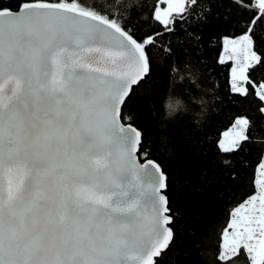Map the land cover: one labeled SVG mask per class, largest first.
Masks as SVG:
<instances>
[{
    "label": "snow or ice",
    "instance_id": "1",
    "mask_svg": "<svg viewBox=\"0 0 264 264\" xmlns=\"http://www.w3.org/2000/svg\"><path fill=\"white\" fill-rule=\"evenodd\" d=\"M231 3L253 16L242 37L225 40L245 56L243 65L236 59L230 88L247 96L238 82L250 83L264 102V81L248 76L261 63L252 28L256 20L264 24V0ZM16 5H0V264H156L174 239L162 191L167 178L156 163H137L143 133L122 108L131 86L150 73L146 48L209 9L204 0H155L151 18L163 31L137 40L76 0ZM191 102L170 99L165 114L179 119ZM259 111L264 115V106ZM235 124L238 130L217 145L223 153L240 151L249 139L248 118ZM259 168L258 195L233 213L245 212L243 230L231 241L225 233L222 245L225 254H238L242 245L251 264H264V163Z\"/></svg>",
    "mask_w": 264,
    "mask_h": 264
},
{
    "label": "trees",
    "instance_id": "2",
    "mask_svg": "<svg viewBox=\"0 0 264 264\" xmlns=\"http://www.w3.org/2000/svg\"><path fill=\"white\" fill-rule=\"evenodd\" d=\"M57 2V0H52ZM63 2V0H60ZM73 2V0H68ZM98 14L115 19L137 40L162 32L151 18L155 0H76ZM244 5L248 0H243ZM16 9V0H0ZM203 18L190 16L177 23L175 34L157 37L148 46L150 73L135 86L122 115L142 131L141 162L153 160L167 178L174 239L156 264H251L244 247L230 259L217 260L232 212L257 193L259 165L264 162V102L247 84L248 95L231 91L232 61L221 63L226 38L236 39L248 31L253 13L231 0H204ZM253 51L261 63L249 68L251 81H264V24L252 28ZM169 48V54L162 49ZM191 97L179 119L165 114L170 99ZM250 121L249 139L241 150L223 153L218 147L223 134L237 118ZM165 137L169 139L164 140ZM231 160L225 165L223 159Z\"/></svg>",
    "mask_w": 264,
    "mask_h": 264
},
{
    "label": "rangeland",
    "instance_id": "3",
    "mask_svg": "<svg viewBox=\"0 0 264 264\" xmlns=\"http://www.w3.org/2000/svg\"><path fill=\"white\" fill-rule=\"evenodd\" d=\"M160 7L161 8H163V7H165L163 4H161L160 5ZM240 38V37H239ZM226 39H228V40H230L231 38H226ZM225 39V40H226ZM228 57H232V59H228ZM239 59L240 60V65H243L244 64V62H245V56H244V52L243 51H238L237 53H233L232 51H231V45H226V44H224V51H223V54H222V56H221V60H223L224 62H227V61H232V63H233V68H238L239 66L236 64V59ZM232 68V69H233ZM231 73H232V71H231ZM238 83H240L242 86H246V85H243V82H238ZM238 128H239V126L238 125H236V124H234L229 130H227L225 133H234L235 131H237L238 130ZM224 133V134H225ZM223 134V136H222V140H221V142L225 139V135ZM264 163V162H263ZM260 172H261V169L259 168V172H258V178H257V180H259L260 179ZM258 192H259V186H258V184H257V193L255 194V195H258ZM257 204H258V202H257ZM244 204H242V205H240L239 207H237L235 210H237V209H239L241 206H243ZM233 213H234V210H233V212H232V218H231V222H232V220L233 219H236L237 220V228L236 229H233L232 227H231V222H230V224H229V226H228V228H227V230H226V232L225 233H227V236H228V240L229 241H231L232 240V238H233V236H234V234L237 232V231H242L243 230V225L240 223V220H241V217H243L244 215H245V212H241V215H240V217H234V215H233ZM248 214H251V213H248ZM223 242H224V240H223ZM223 242H222V245H223ZM254 243V242H253ZM241 247H243L242 245H241ZM240 247V248H241ZM239 248V249H240ZM221 254H224L225 255V260L226 259H229L228 258V256H230V257H233L235 254H233V253H231V251L229 250V252L227 253V254H225L224 252H223V248H222V250H221Z\"/></svg>",
    "mask_w": 264,
    "mask_h": 264
},
{
    "label": "water",
    "instance_id": "4",
    "mask_svg": "<svg viewBox=\"0 0 264 264\" xmlns=\"http://www.w3.org/2000/svg\"><path fill=\"white\" fill-rule=\"evenodd\" d=\"M145 79V78H144ZM143 79V80H144ZM142 81V80H141ZM140 81V82H141ZM139 82V83H140ZM139 83H137V84H135V85H132L131 86V91H130V93H129V96H130V94H131V92H132V90H133V88L135 87V86H137ZM10 87V85L9 84H6L5 85V91H8V88ZM128 96V97H129ZM128 99V98H127ZM126 99V100H127ZM126 102V101H125ZM122 110H123V108H122ZM115 150V149H114ZM4 151H5V154L7 153V145L5 144V149H4ZM140 151V150H139ZM139 151H137V152H135L134 153V156L136 157V161H137V163L139 164V165H144V164H146V163H148L149 161H152V162H154V163H156L158 166H159V168L161 169V171L163 172V169L161 168V166L157 163V162H155V161H153V160H148V161H146V162H141V160H140V158H139ZM164 173V172H163ZM166 176V175H165ZM147 183H148V180L147 179H145L144 180V185H145V188L147 187ZM166 183H167V180H166ZM163 191V193H165V191H166V189L165 190H162ZM169 201V200H168ZM169 227H170V225H169ZM159 257H156L155 258V261H156V259H158Z\"/></svg>",
    "mask_w": 264,
    "mask_h": 264
}]
</instances>
